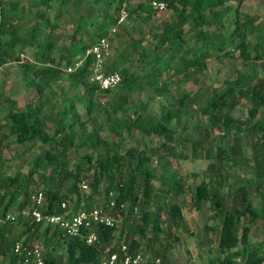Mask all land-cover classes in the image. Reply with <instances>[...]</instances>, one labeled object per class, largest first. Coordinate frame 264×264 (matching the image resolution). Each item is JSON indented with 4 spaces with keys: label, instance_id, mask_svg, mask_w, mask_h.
<instances>
[{
    "label": "trees",
    "instance_id": "obj_1",
    "mask_svg": "<svg viewBox=\"0 0 264 264\" xmlns=\"http://www.w3.org/2000/svg\"><path fill=\"white\" fill-rule=\"evenodd\" d=\"M125 1L118 0L113 23L117 17L118 8L122 3H126ZM154 1L163 2L171 16L168 20L161 22L159 31L152 35L155 41L152 50L145 56L138 52L136 60L143 63L146 56L152 58V63L143 76L144 84L151 87L154 96L162 98L164 103L160 106L157 117L137 115L131 119L111 117L108 114V131L115 138L121 136L122 132L128 133L135 130L142 136L156 135L163 136L168 141L171 140L173 131L169 128V123L171 120L178 121L183 109L190 102L191 96L188 93H181L175 100L166 98L167 71H171L180 82L185 83L193 75L204 71L206 59L215 55L236 58L244 66L259 65L264 72V20L261 24H257L251 17L245 16L239 21L238 8L243 0ZM51 2H56L61 9L68 5L73 16H77L81 0H33L30 6L42 7L43 10H36L34 14L36 22L28 26L19 22V17L24 15L21 5L0 0V67L9 61H18L19 52L26 48L30 49V61L21 66V77L26 87L32 88L38 95L48 88L52 81L58 79L62 71L64 72L76 57L82 56L98 38L104 36L109 28V26H100L99 29L90 33V22L82 16H77L74 19L76 27L70 36V45L65 49L61 64L58 60L61 52L57 55L58 52L55 51L56 37L53 34L54 24L61 10L53 16L54 23L50 24L45 10L50 7ZM112 2L114 0H103L97 7L98 13L104 14L105 8H109ZM230 2L235 3L234 8L228 6ZM136 7L140 9L143 6L137 4ZM131 11L128 8V15ZM229 15L231 18L227 24L231 29L228 31L224 26V19ZM40 28L45 29L44 33ZM253 34L256 36L254 43L251 44L249 37ZM85 36L88 43H84ZM197 39L200 41L199 48L187 46L189 40ZM137 44H131L132 53ZM91 63V57L86 56L80 68L67 74L69 84L71 87L81 85L83 91L89 96L94 93H108L98 91L97 87L87 82ZM114 66L115 63L105 64V73L116 72ZM120 74L118 73L120 82L115 87L118 95L107 104L113 115L121 109V105L127 103L129 94L143 86L135 75L125 71ZM159 78L161 83L157 86L156 82ZM222 84V89L211 90L198 111L205 117L207 129L220 131V141L226 143L229 140V144L224 147L222 143H219L213 149L214 155L211 147L203 151L205 158H215V160L207 166V173L195 185L191 201L196 210L202 203H207L209 209L213 211L214 218L217 219L215 229L209 228L217 232L216 264H264L263 254L256 248L250 249L248 244V225L254 221L264 223V119L256 118L259 110H264V76L257 78L253 72L247 74L237 72L234 79H224ZM241 100L249 104L246 120H253L252 123L246 124L231 115L232 110ZM44 101L39 100L36 104L29 103L24 110H18L14 101L5 99L7 136L11 137L16 144L34 146L38 143L42 149L32 159V170L29 174L16 175L7 180L8 187H13V191L8 194V199L0 211V256H7L9 264L19 262V259L11 254V246L15 241H20V237L8 234L10 224L25 227L29 233V236L21 241L23 244L31 245L36 240L42 242V264L62 263L60 258L52 254L54 248L49 247L53 240L59 243L63 250V264H98L106 253L118 251L120 241L127 245L128 253L138 251L139 243L134 239L127 242L125 232L117 231L116 226H97L95 228L97 242L89 245L84 241L85 233L83 232L76 237H61L56 229L33 222L20 220L15 223L4 222V215L8 207L15 202L18 194L20 193L22 199L16 204L17 210L29 206V196L35 191L43 194V212L49 214L59 213V204L62 201L68 202L72 210H88L95 202L97 195L103 196L105 207L107 193L113 192L115 206L110 210L111 215L114 216L116 212L122 215L123 208L128 206V214L132 216L133 209L137 206L144 207L145 210L139 217L134 216L139 218L136 232L143 236L146 230H150L152 236L149 242L155 240L163 232L159 214L161 208L157 207L154 211L149 209L154 197V175L146 166L148 158L144 151L129 148L120 152L116 144L100 138L96 131L85 134L82 123H79L81 133L77 136L73 128L74 123L79 120V115L73 103L75 101L85 103L84 109L87 114H90L92 110L90 99H85L83 96L82 98L72 97L61 105L51 119L53 131L49 134L46 125L48 118L42 113ZM68 118L72 119L70 123L67 122ZM243 137H247L252 161V172L245 176L240 170L241 166L248 164L247 158L240 150V140ZM202 138L192 143V154L195 155ZM79 139H82L79 146H85V141H88L90 153L72 162L69 155ZM213 166H215L214 170H212ZM222 169L227 172L224 170L223 174ZM40 170H48L47 174H39L42 188L29 190V183L35 182L33 176ZM80 182H84L90 190L89 196L85 198L79 193ZM162 183L165 186L164 191L172 196H178L183 191L182 185L172 175L162 180ZM222 188L229 191L221 192ZM251 190L259 198L257 206H254L250 199ZM4 195L6 196L3 194L0 197V203ZM229 198L232 205L226 208L225 203ZM165 212L166 219L171 224L181 220L178 205L167 204ZM244 218L248 225L241 226ZM114 240H116L115 243ZM209 264L214 263L209 262Z\"/></svg>",
    "mask_w": 264,
    "mask_h": 264
},
{
    "label": "rangeland",
    "instance_id": "obj_2",
    "mask_svg": "<svg viewBox=\"0 0 264 264\" xmlns=\"http://www.w3.org/2000/svg\"><path fill=\"white\" fill-rule=\"evenodd\" d=\"M103 0H81L79 12L77 16L84 17L91 24L90 33L99 27H108L113 23V18L116 15V6L118 0H114L109 6L105 8L104 14H99L98 5L102 4ZM154 1V0H151ZM4 2H15L21 5L24 9V15L19 17V22L25 23L26 26L32 25L36 22L34 14L37 9L43 10L42 7L34 8L31 5L33 0H4ZM126 5L131 12L118 29L116 35L112 39V47L110 57L105 64L111 65L115 63L114 70L119 74L123 71L128 74H133L142 82L143 86L134 93L127 96V103L121 105V109L114 115L108 107V103L117 97V88L106 94L94 93L91 96L84 92L81 85L71 87L68 82V76L63 71L58 79L52 81L48 88L44 89L40 95L36 94L32 88H27L21 77V66L25 62H29L30 49L26 48L19 52L25 58L20 61L12 60L0 67V197L3 194L4 198L0 203V211L8 199V194L13 191V187H8V179L16 175L25 176L31 172V161L34 159L42 149V146L36 143L34 146L28 144H16L13 139L6 134V113L7 105L5 99L15 102L18 110H24L29 103H37L39 100H45L42 107V113L49 119L46 121L48 133L51 134L53 115L61 108V105L75 98L90 99L92 110L90 114L85 111V103L75 101V111L79 115V120L74 123V131L77 136L81 133L79 123L85 130V134L96 131L100 138L109 143L116 144L119 151L123 152L126 149L133 148L144 151L148 158L146 162L147 168L154 175V197L149 205V209L154 211L160 207V218L162 222V234H159L155 240L149 242L152 234L150 230H146L143 236L136 232V227L139 224V216L145 210L142 206H137L136 212L133 215L128 214V206L123 208V214L119 215L117 212L113 216L116 221L117 231L121 230L126 234V241L134 239L139 243V251L145 256V264H152L153 260L158 259V264H209L217 263L218 253L216 251L217 219L213 216V211L209 209L207 203H202L198 210L194 209L191 201V194L195 185L207 173V166L215 160V158L207 159L204 157L203 151L207 148L213 149L222 143L220 141V131L209 130L206 127V119L200 115L198 108L202 105L203 100L209 96L211 90L217 91L223 88V80H232L235 78L237 72L250 73L253 72L257 78H262L264 72L259 65L244 66L238 59H230L226 57H216L211 55L207 58L205 63V70L201 73L193 75L188 82L182 83L174 73L167 71V99H177L181 93H188L191 96L187 107L183 109L182 115L176 120H171L169 128L173 131L171 140H166L163 136L148 135L142 136L135 130L130 132H122L121 136L115 138L108 131L109 122L107 120L108 114L116 118L128 117L135 118L137 115L158 116L160 106L164 103L162 98H157L152 93V88L144 84L143 78L147 68L152 63V58L146 56L143 63L136 60V54L141 52L143 56L147 55L148 51L152 50L155 44L152 35L159 31L161 22L168 20L170 12L168 10L157 13L150 10V0H126ZM137 4H142L143 7L138 9ZM1 6V4H0ZM229 7L234 8L235 3L230 2ZM61 10L58 19L55 22L53 34L56 37V52L59 62L62 64V57H64L65 49L70 45V36L76 27L75 18L72 10L67 5L65 8H58L56 2H51L50 7L45 10L49 18L50 24L54 23L53 16ZM63 11V12H62ZM239 21L243 20L245 16L251 17L257 24H261L264 20V0H243L238 8ZM231 18L229 15L224 20V26L229 31L231 27L227 24ZM44 33L43 28H40ZM204 30V29H202ZM256 34L249 37L250 43L253 44ZM84 43H88L87 36L84 37ZM136 45L134 53L131 52V44ZM189 47H200V41L189 40L187 42ZM143 50V51H142ZM19 58V57H18ZM28 58V59H26ZM117 61V62H116ZM121 76V74H120ZM157 86L161 83V78L157 79ZM123 95V93H120ZM249 104L241 100L239 105L234 108L232 114L241 122L252 123L246 120V112ZM125 110V111H124ZM257 119H264V111H260ZM72 119L68 118V123ZM203 137V138H202ZM202 138V142L198 145V149L192 154V143ZM82 140V139H81ZM81 140L75 142L71 149L69 158L72 162L78 157L90 153L88 141H85V146H79ZM225 143V142H224ZM223 146L229 144V140ZM101 152L100 149H97ZM240 150L242 155L248 160V164L240 167L242 174L245 176L251 174L252 161L251 150L248 144L247 137L241 138ZM214 155V152H213ZM212 167V170H214ZM222 169V173L224 174ZM48 170H40L33 176L35 182L29 183L28 189L42 188L39 179V174H47ZM225 172H227L225 170ZM228 172H230L228 170ZM245 173V174H244ZM174 176L178 183L182 185L183 191L178 196H172L165 192V186L162 180ZM232 177V176H231ZM88 180V178H87ZM104 186V183H102ZM253 189V186H251ZM20 190V189H19ZM229 191L225 188L221 192ZM80 195L85 198L89 196L90 190L85 192L80 191ZM250 199L257 206L259 198L254 191L249 192ZM22 199L20 193L15 202L8 207L7 212L16 211V204ZM103 196L97 195L93 205H103ZM233 201V200H232ZM173 203L178 205L181 213V220L171 224L166 219V205ZM28 205V204H27ZM232 205L229 198L225 207L229 208ZM138 216L135 218L134 216ZM241 226L248 225L246 219L241 221ZM9 226L15 227L11 229L13 235L19 227L16 224ZM214 228V229H209ZM248 244L249 248H256L264 256V223L254 221L248 225ZM117 240V238H116ZM114 240V243L115 241ZM40 241V240H39ZM38 240L32 242L38 243ZM42 247V242H39ZM49 247L54 248L52 254L62 260L63 250L59 243L52 241ZM43 248V247H42ZM7 256L5 262H7Z\"/></svg>",
    "mask_w": 264,
    "mask_h": 264
},
{
    "label": "built area",
    "instance_id": "obj_3",
    "mask_svg": "<svg viewBox=\"0 0 264 264\" xmlns=\"http://www.w3.org/2000/svg\"><path fill=\"white\" fill-rule=\"evenodd\" d=\"M149 7L157 13L166 11V5L163 2L150 1ZM128 17V7L126 3H122L117 11V17L112 25L106 31V34L96 40L82 56L76 57L71 65L64 70L65 74H70L81 67L86 56H90L92 63L89 70L87 82L97 87L100 92H111L120 82L118 73H105V62L111 54V40L116 35L118 29L124 24ZM25 57L19 55L22 61ZM28 59V58H26ZM28 61H30L28 59ZM79 188L85 192L87 185L80 182ZM113 192L107 193V205H93L90 209L72 210L69 203L62 201L59 204V213L43 212L44 197L40 191H35L29 196V206L18 209L16 211L6 212L4 222L15 223L17 220L22 222H33L41 226H48L56 229L61 237H76L85 233L84 241L86 244H94L97 242L95 228L97 226L114 227L116 221L111 215L110 210L114 208ZM122 207V206H121ZM136 209H133V213ZM117 252L106 253L98 264H145V256L138 250L128 253L127 245L120 241L118 243ZM107 252V250H106ZM11 254L15 255L21 264H42L43 248L38 243L25 245L21 241H15L11 246ZM159 262L158 259L153 260L154 264Z\"/></svg>",
    "mask_w": 264,
    "mask_h": 264
},
{
    "label": "crops",
    "instance_id": "obj_4",
    "mask_svg": "<svg viewBox=\"0 0 264 264\" xmlns=\"http://www.w3.org/2000/svg\"><path fill=\"white\" fill-rule=\"evenodd\" d=\"M112 40H111V47H112ZM234 110V109H233ZM232 110V111H233ZM260 111H264L263 109H260L259 110V112H258V115H259V113H260ZM231 115L233 116V114H232V112H231ZM234 117V116H233ZM235 118V117H234ZM237 119V118H236ZM16 227V226H15ZM15 227H10V230H9V235L10 234H12V232H11V229H14ZM19 227V229L18 230H12V231H15V235L14 236H18L19 235V237H20V241H23L27 236H29V233L25 230V227H20V226H18ZM54 241V240H53ZM55 256V255H54ZM5 259H6V257H1L0 256V264H9V262H8V260H7V262H5ZM8 259V258H7ZM15 264H21L20 262H17V263H15Z\"/></svg>",
    "mask_w": 264,
    "mask_h": 264
}]
</instances>
